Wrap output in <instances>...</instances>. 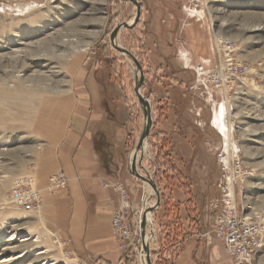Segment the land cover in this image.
Listing matches in <instances>:
<instances>
[{"label": "rangeland", "instance_id": "1", "mask_svg": "<svg viewBox=\"0 0 264 264\" xmlns=\"http://www.w3.org/2000/svg\"><path fill=\"white\" fill-rule=\"evenodd\" d=\"M138 1L139 25L134 33L123 27L115 44L141 65L144 81L139 90L152 109L147 148L137 155L135 168L160 194V204L150 212V260L173 264L180 245L196 233L195 220L217 195V154L223 148L238 152L252 171L247 197L264 226V0H206L211 34L178 0ZM135 13L129 0H0V264H83L41 212L43 192L55 195L66 184L64 178L63 186L52 185L53 176L63 175L58 172L43 189L36 186L37 156L58 135L55 119L65 118L48 101L70 87L80 67L92 69L101 83L112 84L128 112L119 156L121 165L130 168L129 155L145 125L133 90L140 74L131 57L115 50L108 38ZM213 35L216 42L229 39L233 48L235 67L224 65L220 79L212 74ZM206 58L212 63L205 81L195 67ZM220 103L232 135L228 146L213 124ZM173 104L183 114H178L184 119L181 127L189 129L183 132L193 154L189 159L182 158L172 141L182 135L175 128ZM203 179L208 186L200 190ZM111 183L128 194L126 222L132 237L126 246L132 264H139L144 182L125 175ZM258 256V264H264V245Z\"/></svg>", "mask_w": 264, "mask_h": 264}, {"label": "crops", "instance_id": "2", "mask_svg": "<svg viewBox=\"0 0 264 264\" xmlns=\"http://www.w3.org/2000/svg\"><path fill=\"white\" fill-rule=\"evenodd\" d=\"M97 78L92 69L80 67L75 70L70 87L48 101L53 110L63 111L65 118L61 122L55 119L53 127L58 135L38 154L34 176L40 190L54 173L62 172L66 178L59 193L51 196L43 192L41 212L70 254L83 264H132L131 256L122 257L125 253L119 250L120 240L113 235L111 221L118 209L117 193L103 187L104 183L124 180L125 175L132 176L130 169L121 165L119 156L128 112L123 110L115 88L110 87L112 84L101 83ZM172 109L175 128L182 131L172 141L182 158L189 159L193 154L185 140L188 135H183L189 129L181 127L184 119L178 116L179 113L183 116L178 106L173 104ZM206 186L208 183L203 179L200 190ZM215 221L211 212H204L195 220L196 233L180 245L173 264H232L223 244L214 238L210 244L204 236Z\"/></svg>", "mask_w": 264, "mask_h": 264}, {"label": "built area", "instance_id": "3", "mask_svg": "<svg viewBox=\"0 0 264 264\" xmlns=\"http://www.w3.org/2000/svg\"><path fill=\"white\" fill-rule=\"evenodd\" d=\"M180 2L190 16L205 22V26L207 25L206 28L211 34L212 26L210 21H206V13L209 14L206 0H180ZM211 42L212 59L215 62L214 69H216V73L212 74L213 77L215 74L220 79L223 77L221 68L224 65L229 64L232 65L231 68L235 67L231 63L230 56L233 48L230 46L231 41L226 38H220L216 42L213 35ZM210 60V58H206L197 63L195 74L199 78L203 77L205 80L204 76H207L206 73H208L206 72L207 66L212 63ZM220 137V139L223 138L222 135ZM231 138L232 135H230V141H232ZM217 166L219 171L218 195L210 199L206 207L207 213L215 214L216 221L204 236L208 243H211L210 240L213 238L220 241L232 264H258V255L264 245V226L247 197L252 171L240 160L238 152H233L231 149L223 148L217 154ZM51 182L55 187H61L65 184V179L62 174L58 173L52 177ZM103 187H110L118 194L119 206L113 212L111 224L113 235L121 242L119 248L125 253L123 257L128 259L131 254L126 246V241L132 237L130 226L126 222L127 208H129L128 194L126 190L115 183H104Z\"/></svg>", "mask_w": 264, "mask_h": 264}, {"label": "water", "instance_id": "4", "mask_svg": "<svg viewBox=\"0 0 264 264\" xmlns=\"http://www.w3.org/2000/svg\"><path fill=\"white\" fill-rule=\"evenodd\" d=\"M132 4H134L135 6V9H136V13L134 15V18L133 20L128 24V23H122V24H119L117 26H115V28L111 31V33L109 34V42L111 44V46L117 50L119 53L121 54H126L128 55L129 57H131V59L133 60L134 64L136 65V68L137 70L139 71V80L135 83L134 85V94L136 95L137 97V100H138V103L141 105V109H142V115L143 118L146 120L145 121V125L144 127L142 128V132L138 138V141L136 142V146L134 148L135 150V153L137 154L140 149L142 148L143 146V141L146 140L148 137H149V133H150V130L152 128V124H153V121H152V111H151V106H150V103L148 101L147 98H145L141 93H140V87L141 85L143 84V81H144V75L142 73V68H141V65L138 64L137 62V59L131 55V53L129 51H127L126 49H123L121 47H119L118 45L115 44V37L118 35L119 31L124 27V28H131L133 27L137 21L139 20V17H140V10H141V2H139L138 0H129ZM136 168V156L133 158H131V162H130V174L133 175L134 177L140 179L142 182L143 181H148L146 178H144L143 176H141L140 174L137 173V169ZM154 193L156 194V201H155V205L154 207L156 208L159 204H160V194L159 193V190L156 186V184L154 182H151L150 183ZM154 207H151L149 209V212H151ZM139 226H140V239H142L144 237V228L146 226V223L144 222V219H141L139 221ZM143 249L146 253V264H151V260H150V252H149V247H145V245L143 246Z\"/></svg>", "mask_w": 264, "mask_h": 264}, {"label": "bare ground", "instance_id": "5", "mask_svg": "<svg viewBox=\"0 0 264 264\" xmlns=\"http://www.w3.org/2000/svg\"><path fill=\"white\" fill-rule=\"evenodd\" d=\"M86 45H88V43H86ZM225 111H226V109H225L224 103H220L217 112H215L216 114L213 118V124H214V126H216L220 130V133L223 137L222 138L223 143L226 146H228L230 144V139H229L230 138V129H229L230 126H227L229 122L227 123V115H226ZM146 141H147V139L143 141V146L137 154L135 153V150L133 151V154L130 153V155H129L130 160L132 157L134 158L136 156V161H138L139 156H137V155H141L147 148V142ZM143 182H144V193H143L144 201H143V204L141 207L142 209L140 211V217H139L138 221H140L141 219H144L146 226L143 230L144 237L142 239H140L141 250L139 251L138 260H137L139 262V264H146V253L143 249V246L144 245H145V247L149 246L150 243L152 242V234H151L152 232L150 231V228H149L150 225H152V221H151L152 217L150 215L149 209L151 207H154V205H155V200H154L155 193H154V191L150 185L151 182L149 180L143 181ZM138 224H139V222H138ZM139 228H140V226H139ZM140 231L141 230L139 229V232ZM8 259H5L3 262L4 263L7 262Z\"/></svg>", "mask_w": 264, "mask_h": 264}, {"label": "trees", "instance_id": "6", "mask_svg": "<svg viewBox=\"0 0 264 264\" xmlns=\"http://www.w3.org/2000/svg\"><path fill=\"white\" fill-rule=\"evenodd\" d=\"M140 16H141V14H140ZM138 23H140V17H139V20L137 21V23H136L133 27L129 28L128 30H129L130 32L134 33V31H135V29H136V26L139 25ZM154 106H155V104H154ZM152 107H153V105H152ZM155 109L157 110V108L155 107V108H153V112L156 111ZM151 111H152V109H151ZM161 134H162V133H161ZM159 135H160V133H158L157 137H158ZM161 146H162V145H161ZM164 157L167 158V159H169L167 155H164ZM171 170H172V169H171ZM173 171H174V170H173ZM157 185H158V183H157Z\"/></svg>", "mask_w": 264, "mask_h": 264}]
</instances>
